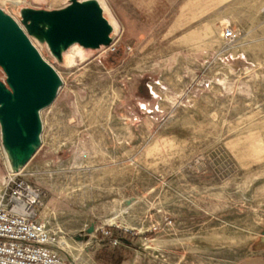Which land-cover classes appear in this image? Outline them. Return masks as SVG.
<instances>
[{
	"label": "rangeland",
	"instance_id": "obj_1",
	"mask_svg": "<svg viewBox=\"0 0 264 264\" xmlns=\"http://www.w3.org/2000/svg\"><path fill=\"white\" fill-rule=\"evenodd\" d=\"M102 1L119 25L108 47H74L62 65L37 47L62 83L21 174L43 191L59 253L72 264H264V0ZM66 3L0 9L23 28L21 8Z\"/></svg>",
	"mask_w": 264,
	"mask_h": 264
},
{
	"label": "water",
	"instance_id": "obj_2",
	"mask_svg": "<svg viewBox=\"0 0 264 264\" xmlns=\"http://www.w3.org/2000/svg\"><path fill=\"white\" fill-rule=\"evenodd\" d=\"M23 28L0 9V141L6 170L20 171L40 145V111L55 99L62 81L38 48L55 62L76 45L87 52L108 47L119 25L102 0H67L58 9L19 10ZM6 175L3 177L5 181Z\"/></svg>",
	"mask_w": 264,
	"mask_h": 264
},
{
	"label": "built area",
	"instance_id": "obj_3",
	"mask_svg": "<svg viewBox=\"0 0 264 264\" xmlns=\"http://www.w3.org/2000/svg\"><path fill=\"white\" fill-rule=\"evenodd\" d=\"M222 36L232 41L236 32L227 27ZM0 151L3 155L1 141ZM22 171L6 170L0 182V264H72L59 253L58 232L40 219L43 191Z\"/></svg>",
	"mask_w": 264,
	"mask_h": 264
},
{
	"label": "bare ground",
	"instance_id": "obj_4",
	"mask_svg": "<svg viewBox=\"0 0 264 264\" xmlns=\"http://www.w3.org/2000/svg\"><path fill=\"white\" fill-rule=\"evenodd\" d=\"M74 47H78V46H76V45H74V46H72L71 48H69V50H67L65 53H64V55H63V58H64V61L66 60V58H68L69 59V53L70 52H73V49H74ZM78 48H80V47H78ZM81 49V48H80ZM82 53H83V50H82ZM67 59V60H68ZM59 75V74H58ZM59 78H60V80H61V77L59 76Z\"/></svg>",
	"mask_w": 264,
	"mask_h": 264
},
{
	"label": "crops",
	"instance_id": "obj_5",
	"mask_svg": "<svg viewBox=\"0 0 264 264\" xmlns=\"http://www.w3.org/2000/svg\"><path fill=\"white\" fill-rule=\"evenodd\" d=\"M263 11H264V8H263Z\"/></svg>",
	"mask_w": 264,
	"mask_h": 264
}]
</instances>
